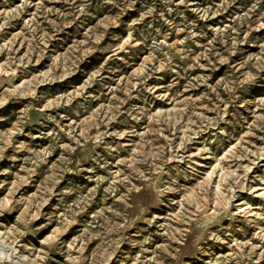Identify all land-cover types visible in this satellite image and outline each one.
Listing matches in <instances>:
<instances>
[{"label":"rangeland","instance_id":"rangeland-1","mask_svg":"<svg viewBox=\"0 0 264 264\" xmlns=\"http://www.w3.org/2000/svg\"><path fill=\"white\" fill-rule=\"evenodd\" d=\"M0 264H264V0H0Z\"/></svg>","mask_w":264,"mask_h":264}]
</instances>
